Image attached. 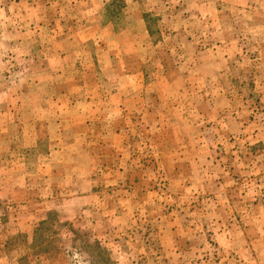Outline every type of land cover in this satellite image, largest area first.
Wrapping results in <instances>:
<instances>
[{"label":"rangeland","instance_id":"rangeland-1","mask_svg":"<svg viewBox=\"0 0 264 264\" xmlns=\"http://www.w3.org/2000/svg\"><path fill=\"white\" fill-rule=\"evenodd\" d=\"M55 1L0 0V264H264V0ZM57 6L67 27L93 11L103 42L64 51L87 65L84 78L67 69L74 112H91L84 129L63 118L68 154L52 157L65 79L34 85L26 63L70 42L44 30ZM142 9L156 50H140L142 68L137 53L125 59L143 83L105 67L93 79L116 42L108 27ZM203 51L209 75L194 59ZM35 120L36 148L16 131Z\"/></svg>","mask_w":264,"mask_h":264},{"label":"crops","instance_id":"crops-1","mask_svg":"<svg viewBox=\"0 0 264 264\" xmlns=\"http://www.w3.org/2000/svg\"><path fill=\"white\" fill-rule=\"evenodd\" d=\"M64 0H56L54 3H57L59 5V3L63 2ZM76 1V0H75ZM85 2L86 3V7L90 6V9L94 10L95 7L93 6V4L91 3L92 0H81V2ZM98 2L100 3L101 8H104V0H98ZM84 3V4H85ZM126 6H132L134 5V0H127L126 1ZM94 7V8H93ZM58 8V6H57ZM146 10L142 9L140 12L138 13H133L130 16L128 22L130 23L129 26H125L122 29L119 30H115L112 27H108L110 28L114 33V40H116V42L112 43L111 45H104V47L102 48L104 51L108 52L109 55L107 56L106 62L104 61L103 63L101 62V60L96 59V62L94 64H92V73L93 74H89L92 75L93 79L99 81L100 80V70H102V68H108L111 69L113 68L114 70H121L120 73H122V75L124 76V78H126L128 81H130L131 83H135L134 81L138 82V83H143V79L145 77V75L142 74L141 71H136V72H130L128 71V67H127V63H126V59L127 57H132V55H135L137 53V55H135L136 57V63H138L139 68L144 67V65H147L150 62L151 57H145L144 55H139L140 54V50L143 47H147L148 50L152 49V50H156L155 46H152L149 44V34L146 31V25L144 22V13ZM101 10L100 7L98 9V11H96V15L98 18H100L98 16L101 15ZM92 14H90L89 16H87V18L85 17V19L82 20V22L79 23V20L81 19H75V17H72L73 19H71V26L67 27L66 25H64V22L67 21L66 20V15L63 14L61 11L58 10L54 13L52 19L49 20V23L45 25L44 30L47 29V31L49 32V36L56 40L58 37L62 36V38H65L66 40L70 41L66 44V48L63 49L62 53H57V51L54 49V47H46V50H52V55H51V61L48 59H39V60H31L29 59L27 61V66L30 69L31 67H35L36 70H34L32 73H28L30 80L32 81V83L35 85L38 82H41L43 79H45L44 81H46L47 83H52L53 81H55L57 78H61V79H65V88L63 90H60L57 94H54V99H55V106L56 107V111L54 112L55 116L58 119V124H57V133L59 135V137L56 139L54 145L50 146L51 149L53 150L52 152V157H54L56 154H61L63 155H67L68 150L67 146L68 144H70V142L64 138H62L63 133L65 132V130H68L71 127V122L75 119L78 123L79 120L80 122L82 121V125H83V129L84 127H86V122L88 118V114H90L89 112H84V111H76L74 112L75 106L77 104H74L73 106V102H72V96L70 94H68V85H69V77L67 73V69L72 68V69H77V73L76 76L79 78H84L86 75V70L87 69V65L84 62V60L78 59V58H72V60H69L66 56L64 55V51H66V53L72 51V49H70L71 45H73V48H77L79 49V47L83 46L84 44H88L91 43L93 46L96 47H100L101 48V44L103 41H101V35H102V29L100 28H94V24H95V20L91 19L90 17L93 16V11L90 12ZM75 20V21H73ZM126 20V18H125ZM133 23L136 24L137 28L134 29L133 28ZM54 26V27H53ZM51 27V28H48ZM109 30V29H108ZM102 32V33H101ZM123 40L124 44H120V40ZM53 40V41H54ZM59 41L60 40L59 38ZM62 43H65V41H63ZM104 43L106 44V42L104 41ZM49 44V43H48ZM47 44V45H48ZM147 45V46H145ZM31 48H28L27 50L29 51V53H35L37 52L38 49L42 48V47H38L35 44L30 45ZM18 49V48H17ZM107 49V50H106ZM205 50V49H204ZM167 51L170 53V55L172 53H174V50L167 48ZM53 52L56 55V58L53 54ZM135 53V54H134ZM69 55V54H67ZM197 55V56H196ZM172 57L174 58V55H172ZM199 59H198V58ZM208 58V59H206ZM53 59V60H52ZM194 59L196 62V66L198 68H200V70H202L204 72L205 75H209V72H211V70L214 68V66L211 65V53L210 51H203L200 52L198 54L194 55ZM50 64H52V66H50ZM193 65L195 66V64L193 63ZM18 66V65H17ZM177 66L174 67L173 70H171L170 72V78L169 76V72H166V74H164L165 77V81H167L168 83H176L178 80V75H179V71H178ZM66 74V75H65ZM112 81H115V79H113ZM17 94V93H16ZM21 94V93H20ZM19 94V95H20ZM18 95V94H17ZM190 99L189 97L187 98V100ZM71 100V102H70ZM195 98H193L192 101H190V103H194ZM58 103V104H57ZM196 109V107H194ZM98 109H96L97 112ZM174 110H177V108H174ZM99 111V110H98ZM95 112V111H94ZM182 116H187L186 114L183 113V111H181ZM170 115V114H167ZM166 115V116H167ZM162 116V115H161ZM181 116V117H182ZM65 117H69L70 118V123H63V118ZM171 119L168 117H166V120ZM69 121V120H68ZM180 122V120L177 119V121L175 120L172 123V128L175 129V127L177 126V123ZM64 126H67L68 129L64 128ZM89 126V124H88ZM163 127L162 125H159V128ZM159 128H156V130H159ZM20 131V136L22 138H26L28 137L30 139V141H32V145L34 146V148L37 147L38 142L40 141L41 138V133L42 131L40 130V123L35 120L31 121V122H25L22 121L20 123V125L18 126V128L16 129V131ZM32 130V131H31ZM168 131V130H165ZM163 131V132H165ZM74 134H76V136H74V140H76L77 144L79 142V139L82 141V145H86L85 144V139L83 140L81 133H84V130L79 131L77 129V131L73 132ZM73 134V135H74ZM178 150V146L176 147V149L174 150L175 153ZM24 158V155H22V159Z\"/></svg>","mask_w":264,"mask_h":264}]
</instances>
